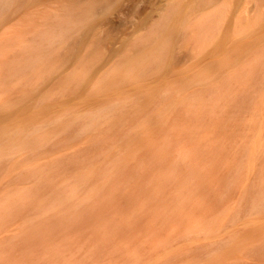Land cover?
I'll return each instance as SVG.
<instances>
[{"label":"rangeland","instance_id":"1","mask_svg":"<svg viewBox=\"0 0 264 264\" xmlns=\"http://www.w3.org/2000/svg\"><path fill=\"white\" fill-rule=\"evenodd\" d=\"M177 1L109 0L83 46L69 38L50 53L44 43L38 62L0 26V114L7 103L43 129L0 158V201L23 199L0 218V264H264V0H221L234 5L212 25L216 7L185 0L194 5L171 80L154 72L105 85ZM28 9L18 18H34ZM199 24L210 25L205 44ZM246 26L263 32L259 44L220 66L215 46L225 35L246 40ZM19 59L24 78L8 66ZM199 67L211 69L207 79L181 87ZM80 71L91 81L76 91ZM102 110L107 119L90 117Z\"/></svg>","mask_w":264,"mask_h":264},{"label":"bare ground","instance_id":"2","mask_svg":"<svg viewBox=\"0 0 264 264\" xmlns=\"http://www.w3.org/2000/svg\"><path fill=\"white\" fill-rule=\"evenodd\" d=\"M53 1H61L58 2L61 3L59 9L46 6V4L50 5V0H0V26L3 24L9 25L8 38L10 43L22 44L23 51H25L26 54L32 52L35 55L33 59L35 62H38L42 55V45L44 43H48L50 53L56 48L52 46L55 41L63 43L69 38H73L78 45L81 44V46H83L88 39V35L91 34L95 28L93 20L102 12L103 4L106 2L107 4L109 3V0L104 2L101 0H52V2ZM220 1L221 0H200L197 4L205 9V6L210 5L216 7L215 11L208 15V23L211 25L220 24V21L229 7L234 5L231 4V0L223 4H220ZM107 4L105 7H107ZM39 5H45L50 8L51 13L47 14L44 10L42 11L39 9ZM193 5L194 3L191 4L185 0H179L177 3L170 4L168 8H165L166 10L162 20L148 32L147 37L140 41L141 43L136 44L135 49L126 57L124 62L120 63L116 69L111 71V74L105 78V85L109 88L117 85L120 81L119 76H125L132 82L141 83L143 80L142 75L145 76L146 74H153L154 72L158 73L160 76L157 79L158 83H161L165 79L170 81L169 73H171L170 68L172 66L173 51L181 35L180 32H184V30L187 29V20L184 13L186 9H188L187 11L192 10ZM28 8L31 9V15L34 18L30 17L29 21H24V16L18 18L19 15H22L23 11L27 12V10H29ZM15 19L17 20L15 21ZM209 24H199L201 29L199 37H202L201 41L203 44H205L203 41H207V39L212 36L209 30ZM244 28L243 30L249 29L248 38L246 40L234 42L225 35L215 46V50L222 54V57L218 59V64H220V66H235L236 60L233 59L234 55L237 59H242L241 57L245 50H251L255 45L259 44L258 42L263 32H258L247 26ZM96 42L99 43L98 40H96ZM96 42L92 43L95 44ZM28 43H31L33 46L28 48ZM72 54H74V51L70 49V53H67L64 59H69L68 57ZM26 63L27 62L20 59L17 61H10L8 66L12 75L24 78L25 68L28 67ZM231 67L229 68L231 69ZM208 70L211 69L208 67H199L195 72L189 71L187 79L180 83V86L190 85L196 78L201 82L204 81L207 79V76L210 75ZM1 72L0 68V73ZM192 78L195 79L193 80ZM70 79V83L74 90L79 91L82 87L85 88L90 83L91 76L88 71H80L70 77ZM0 84L2 83L0 82ZM170 86H172V88H177V86L173 87V84H170ZM146 91L150 92L149 89ZM168 93L170 96L172 95L171 91H168ZM33 95L34 93H30L31 97H33ZM181 101L182 100L178 102L175 101L172 105H178ZM1 105V108L7 111L6 113L0 114V158H3L12 155L14 152L30 147L33 143L38 141L37 135L41 132L40 130L42 128L39 123L35 122L36 118H29L27 116L25 110L13 114L9 111V105L7 103ZM123 107L124 106H121L119 111L122 110ZM48 108L49 106L40 107L39 111L43 112ZM56 110H58V108ZM107 114L108 113L102 110L90 117L94 119L96 116H100L101 118L107 119ZM60 118L61 116L59 119ZM163 119L164 118H161V120ZM91 123H93L92 120ZM164 123H166V121L159 122L160 125ZM147 135L149 137L150 133L148 134L147 132ZM87 175L88 173H84L82 176L86 177ZM75 194L74 191L70 192L71 197L75 196ZM19 195L20 197H24L23 193ZM21 200L23 199L17 198L12 200L8 197H2L0 201V218L8 215L11 211L9 208L13 207L14 203L21 202ZM58 201H62L61 203H63L62 199ZM54 207L56 206H53V209ZM216 237L218 238V236H215V238Z\"/></svg>","mask_w":264,"mask_h":264}]
</instances>
